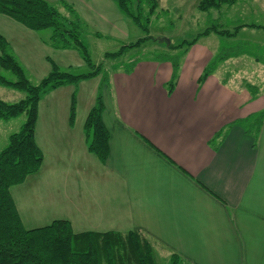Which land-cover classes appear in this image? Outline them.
I'll use <instances>...</instances> for the list:
<instances>
[{"label":"crops","instance_id":"crops-1","mask_svg":"<svg viewBox=\"0 0 264 264\" xmlns=\"http://www.w3.org/2000/svg\"><path fill=\"white\" fill-rule=\"evenodd\" d=\"M46 1L71 7L83 23L75 0ZM95 1L84 0L87 6ZM38 32L0 14V34L20 64L15 48L35 37L50 66V36ZM200 43L174 50L182 54L171 90L166 58L136 59L108 72L101 86L109 133L104 162L87 149L83 129L97 87L91 95H77L72 85L43 95L35 126L41 167L10 189L23 224L65 219L75 232L136 231L154 255L175 256L178 264H264V117L254 118L264 110V90L231 86L216 71L199 83L215 54Z\"/></svg>","mask_w":264,"mask_h":264},{"label":"trees","instance_id":"trees-1","mask_svg":"<svg viewBox=\"0 0 264 264\" xmlns=\"http://www.w3.org/2000/svg\"><path fill=\"white\" fill-rule=\"evenodd\" d=\"M114 1L123 15L141 30L148 31V17L157 8V0ZM234 1L200 0L197 7L205 11L209 8H219L223 4L232 5ZM142 3L148 6L147 15H143L141 11ZM70 9L73 11L71 7ZM0 14L32 31L52 29L49 44L56 49L76 50L90 68L87 72L71 73L61 70L55 61L47 57L50 71L37 84H33L26 77L21 64L9 52V44L0 34V67L16 77L14 81H10L0 75V84L25 93L24 98L15 102H7L0 97V119L25 114V120L20 128L8 136L6 145L0 149V264H155L152 246L136 231L126 234L114 231L75 232L71 223L65 219H55L46 225L34 228H26L23 225L10 189L23 183L29 175L36 173L43 161V153L35 141L38 104L45 93L63 85H76L82 80L92 78L101 72L102 66L91 61L87 47L80 37L82 26L77 15L74 19L68 20L46 0H0ZM248 26L261 28L256 24ZM241 27L242 25L236 26L233 31L210 27L200 34L207 35L213 31L221 36L233 37ZM197 40L196 37L188 41L182 40L173 47L188 48ZM144 41L145 38H140L134 43L122 45L117 52H107L104 56L117 57L126 49L138 46ZM232 55H236V52L220 55L216 60ZM164 56L172 64V75L167 84L168 89L171 90L178 74V56L170 54ZM215 66L216 61L204 68L199 83L206 79ZM105 81L106 77L98 88L95 102L83 124L87 149L101 162H104L108 156L109 140V133L102 119L104 104L101 86ZM248 88L253 92L252 85H248ZM75 104V94H72L70 124L74 121ZM263 117L264 110L254 116L257 122ZM172 258L174 260H171V263L178 264L175 256Z\"/></svg>","mask_w":264,"mask_h":264},{"label":"rangeland","instance_id":"rangeland-1","mask_svg":"<svg viewBox=\"0 0 264 264\" xmlns=\"http://www.w3.org/2000/svg\"><path fill=\"white\" fill-rule=\"evenodd\" d=\"M157 1V8L148 17V31L145 32L120 12L115 1L114 4L112 2L110 5L102 6L104 3L99 0L91 2V6H87L84 0H75L79 10L82 9L80 11L84 18L81 24L83 27L80 31L81 40L87 47L91 61L102 66L101 72L96 77L94 76L93 81L82 80L76 85L69 84L75 88L77 95L89 93L91 95V91L96 87L98 91L100 82L104 77L107 79L108 72L110 73L113 69L120 67L123 69V67L134 65L136 59H163L164 55L167 54L181 55L182 52L174 53L177 47L173 46L182 40L188 41L195 37L206 48L215 49V54L208 64L216 61L217 66L220 63V66L214 67L213 72L216 71L227 83L231 86L236 83H246L264 90V0H235L232 5L223 4L219 8H209L205 11H201L197 7L200 0ZM135 2H133L134 7H136ZM48 3L68 20L75 18L76 14L70 8L56 2L50 1ZM111 8L114 14L117 12L121 14L120 16L125 20V25L119 19L117 20L116 14L114 15L110 11ZM141 11L143 15H147V4H141ZM98 12L103 16L102 20L98 19L100 16ZM251 24L262 26L261 28L248 26ZM240 25H242L239 28L241 30L236 36L230 38L218 35L213 31L207 35L200 34L210 27H214L216 30L233 31L236 26ZM97 31H101L100 34H97ZM5 33L10 38V34L6 30ZM51 33L52 29L50 28L38 32L43 39H48ZM140 38H145V41L138 46L126 49L121 55L117 57L104 56L105 53L117 52L122 45L134 43ZM27 40L23 39V42H19L18 45L27 44L28 46H24L21 50L20 48L15 49L23 55L21 64L26 77L31 83L37 84L50 71V66L44 60V54L37 48V43H34L35 37L32 39L28 37ZM166 40H169L168 46L165 45ZM218 44L220 48L217 47ZM233 52H236V55L216 60L220 55ZM49 53H51V59L58 64L61 70L75 74L90 70L80 54L74 49L68 51V49L54 48L47 52V54ZM0 75L10 81L16 79L14 74L1 67ZM0 97L7 102H15L24 98L25 93L0 84ZM24 120V113L9 119H0V149L6 145L8 136L17 131ZM23 225L29 228L32 224L24 222ZM163 255H155V264H172L171 260L165 259Z\"/></svg>","mask_w":264,"mask_h":264},{"label":"water","instance_id":"water-1","mask_svg":"<svg viewBox=\"0 0 264 264\" xmlns=\"http://www.w3.org/2000/svg\"><path fill=\"white\" fill-rule=\"evenodd\" d=\"M166 43L169 44V40H166Z\"/></svg>","mask_w":264,"mask_h":264}]
</instances>
